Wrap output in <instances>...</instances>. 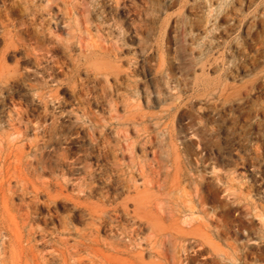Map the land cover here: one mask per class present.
Returning a JSON list of instances; mask_svg holds the SVG:
<instances>
[{
  "label": "rangeland",
  "instance_id": "1",
  "mask_svg": "<svg viewBox=\"0 0 264 264\" xmlns=\"http://www.w3.org/2000/svg\"><path fill=\"white\" fill-rule=\"evenodd\" d=\"M0 9V264H264V0Z\"/></svg>",
  "mask_w": 264,
  "mask_h": 264
},
{
  "label": "bare ground",
  "instance_id": "2",
  "mask_svg": "<svg viewBox=\"0 0 264 264\" xmlns=\"http://www.w3.org/2000/svg\"><path fill=\"white\" fill-rule=\"evenodd\" d=\"M11 1H13V0H11ZM15 1H16V0H15ZM30 1H31V0H30ZM254 1H255V0H254ZM3 2H4V1H3ZM20 2H21V0H20ZM22 2H23V0H22ZM26 2H27V1H26ZM32 2H33V1H32ZM47 2H48V1H47ZM63 2H64V1H63ZM67 2H68V1H67ZM67 2H66V3H67ZM249 2H250V1H249ZM1 3H2V2H1ZM8 3H9V1H8ZM49 3H50V1H49ZM61 3H62V2H61ZM255 3H256V2H255ZM4 4H5V3H4ZM18 4H20V3H18ZM45 4H46V2H45ZM51 4H52V3H51ZM68 4H69V3H68ZM28 5H30V4H28ZM34 5H36V4H34ZM58 5H60V2H59ZM65 5H66V4H65ZM65 5H64V6H65ZM4 6H5V5H4ZM31 6H32V5H31ZM56 6H57V5H56ZM60 6H61V5H60ZM60 6H58V7L61 8ZM66 6H67V5H66ZM2 7H3V6H2ZM70 7H71V6H70ZM79 7H80V4H79ZM79 7H78V8H79ZM238 7H239V6H238ZM242 7H243V6H242ZM9 8H10V7H9ZM30 8H33V7H30ZM45 8H46V7H45ZM56 8H57V7H56ZM72 8H73V7H72ZM72 8H71V9H72ZM3 9H5V8H3ZM35 9H36V8H35ZM35 9H34V10H35ZM42 9H43V8H42ZM76 9H77V8H75V10H76ZM99 9H100V8H99ZM0 10H1V9H0ZM55 10H56V9H55ZM60 10H61V9H60ZM64 10H65V9H64ZM75 10H74V11H75ZM241 10H242V9H241ZM35 11H36V10H35ZM39 11H40V10H39ZM46 11H47V10H46ZM58 11H59V10H58ZM62 11H63V10H62ZM72 11H73V10H72ZM237 11H238V10H237ZM5 12H7V11H5ZM8 12L10 13L11 11H8ZM68 12H69V11H68ZM97 12H98V11H97ZM200 12H202V11H200ZM235 12H236V11H235ZM55 13H56V12H55ZM64 13H65V12H64ZM208 13H209V12H208ZM238 13H239V12H238ZM65 14H66V13H65ZM79 14H80V13H79ZM96 14H97V13H96ZM0 15H1V13H0ZM10 15H12V14H10ZM10 15H9V16H10ZM51 15H52V14H51ZM51 15H49V16H51ZM72 15H74V14H72ZM82 15H83V14H82ZM1 16H2V15H1ZM49 16H48V17H49ZM66 16H67V14H66ZM69 16H71V14H70ZM194 16H195V15H194ZM237 16H238V15H237ZM7 17H8V16H7ZM10 17H11V16H10ZM51 17H52V16H51ZM233 17H234V16H233ZM238 17H239V16H238ZM13 18H14V17H13ZM43 18H44V17H43ZM49 18H50V17H49ZM63 18H65V17H63ZM66 18H67V17H66ZM69 18H70V17H69ZM90 18H91V17H90ZM10 19H11V18H10ZM74 19H75V17H74ZM92 19H93V18H92ZM151 19H152V18H151ZM232 19H233V18H232ZM239 19H240V18H239ZM1 20H3V19H1ZM8 20H9V19H8ZM18 20H20V19L18 18ZM31 20H33V19H31ZM37 20H38V19H37ZM45 20H46V19H45ZM49 20H50V19H49ZM70 20H71V18H70ZM226 20H227V19H226ZM46 21H47V20H46ZM62 21H64V20H62ZM71 21H72V20H71ZM153 21H154V20H153ZM3 22H4V21H2L3 32H4V33H7V31L9 30L8 27H9L10 25H9L8 23H5V22L3 23ZM15 22H16V21H15ZM42 22H43V20H42ZM64 22H65V21H64ZM154 22H155V21H154ZM0 23H1V22H0ZM13 23H14V22H13ZM32 23H35V24H36V22H32ZM44 23H45V22H44ZM47 23H48V22H47ZM49 23H50V22H49ZM225 23H226V22H225ZM39 24H40V23H39ZM68 24H69V23H68ZM251 24H252V23H251ZM255 24H256V22H255ZM8 25H9V26H8ZM11 25H12V24H11ZM16 25H18V24L16 23ZM21 25H22V24H21ZM21 25H20V26H21ZM32 25H33V24H32ZM32 25H31V26H32ZM47 25H48V24H47ZM69 25H70V24H69ZM74 25H75V24H74ZM13 26H15V25L13 24ZM43 26H44V25H43ZM132 26H133V25H132ZM248 26H249V25H248ZM16 27H18V26H16ZM22 27H23V26H22ZM24 27H25V26H24ZM108 27H109V26H108ZM232 27H233V25H232ZM236 27H237V26H236ZM262 27H263V26H262ZM10 28H11V26H10ZM26 28H27V27H26ZM29 28H30V27H29ZM29 28H28V30H29ZM82 28H83V27H82ZM21 29H22V28H21ZM195 29H196V28H195ZM260 29H261V28H260ZM1 31H2V30H1ZM188 31H189V30H188ZM16 32H17V31H16ZM249 32H250V31H249ZM22 33H23V32H22ZM246 33H247V31H246ZM14 34H15V33H14ZM16 34H17V33H16ZM28 34H29V33H28ZM31 34H32V33H31ZM31 34H30V35H31ZM38 34H40V33L38 32ZM153 34H154V33H153ZM153 34H152V35H153ZM17 35H18V34H17ZM246 35H247V34H246ZM32 36H34V34H33ZM13 37H14V36H13ZM20 37H21V34H20ZM30 37H31V36H30ZM35 37H36V36H35ZM15 38H16V37H15ZM24 38H25V37H24ZM24 38H23V39H24ZM216 38H217V37H216ZM30 39H31V38H30ZM30 39H29V40H30ZM38 40H39V38H38ZM222 40H223V39H222ZM1 41H2V40H1ZM30 41H31V40H30ZM20 42H21V41H20ZM27 42H28V41H27ZM218 42H219V41H218ZM22 43H23V41H22ZM30 43H31V42H30ZM32 43H33V42H32ZM108 43H109V42H108ZM28 44H29V43H28ZM92 44H93V43H92ZM95 44H96V43H95ZM95 44H94V45H95ZM30 45H31V44H30ZM30 45H28V46H30ZM100 45H101V43H100ZM102 45H103V44H102ZM21 46H22V45H21ZM95 46H98V43H97V45H95ZM108 46H109V45H108ZM255 47H256V46H255ZM25 48H28V47L25 46ZM47 48H48V47H47ZM101 48H102V47H101ZM107 48H108V47H107V45H106V48H104V49H107ZM109 48H110V47H109ZM252 48H253V47H252ZM28 49H29V48H28ZM32 49H33V47H32ZM93 49H94V48H93ZM95 49H96V48H95ZM95 49H94V50H95ZM98 49H99V47H98ZM30 50H31V49H30ZM100 50H103V49H100ZM107 50H108V49H107ZM262 50H263V49H262ZM27 51H29V50H27ZM33 51H34V50H33ZM46 51H47V50H46ZM97 51H98V50H97ZM100 52H102V51H100ZM105 52H106V51H105ZM27 53H28V52H27ZM29 53H30V52H29ZM31 54H33V53H31ZM37 54H38V53H37ZM67 54H68V53H67ZM96 54H97V53H96ZM239 55H240V54H239ZM31 56H32V55H31ZM33 56H35V55H33ZM260 56H261V55H260ZM36 57H37V56H36ZM36 57H35V58H36ZM14 58H15V57H14ZM37 58H38V57H37ZM38 60H39V59H38ZM82 60H83V59H82ZM89 60H90V58H89ZM16 62H17V61H16ZM36 62H37V61H36ZM84 62H85V61H84ZM72 64H73V63H72ZM39 65H40V64H39ZM81 65H82V64H81ZM82 66H83V65H82ZM37 67H38V66H37ZM77 68H78V67H77ZM23 69H24V68H23ZM80 69H81V68H80ZM87 70H89V69H87ZM235 70H236V69H235ZM76 72H77V71H76ZM232 74H233V73H232ZM229 75H230V74H229ZM28 79H29V78H28ZM99 79H100V78H99ZM99 79H98V80H99ZM22 80H23V79H22ZM26 80H27V79H26ZM45 80H46V79H45ZM96 81H97V80H96ZM122 81H123V80H122ZM1 82H2V81H1ZM5 82H7V81H5ZM5 82H4V83H5ZM17 82H18V81H17ZM20 82H21V79H20ZM4 83H3V84H4ZM12 83H13V82H12ZM114 83H115V82H114ZM116 83H117V82H116ZM7 84H8V83H7ZM124 84H126V83H124ZM9 85H11V84H9ZM11 86H12V85H11ZM39 86H41V85H39ZM103 86H104V85H103ZM116 87H117V86H116ZM10 88H11V87H10ZM86 88H87V87H86ZM105 88H106V87H105ZM105 88H104V89H105ZM5 89H7V88H5ZM8 89H9V87H8ZM12 89H13V88H12ZM87 89H88V88H87ZM107 89H108V88H107ZM118 89H119V88H118ZM116 90H117V89H116ZM42 91H43V90H42ZM109 91H110V90H109ZM109 91H108L107 93H109ZM112 91H113V90H112ZM114 91H115V90H114ZM114 91H113V92H114ZM0 92H1V91H0ZM49 93H51V92H49ZM76 93H77V92H76ZM79 93H80V92H79ZM138 93H139V92H138ZM2 94H3V93H2ZM8 94H9V92H8ZM37 94H39V93L37 92ZM98 94H99V93H98ZM98 94H96V95H98ZM103 94H104V91H103ZM105 94H106V92H105ZM111 94H112V93H111ZM114 94H115V93H114ZM114 94H113V95H114ZM3 95H4V94H3ZM35 95H36V94H35ZM49 95H50V94H49ZM53 95H54V94H53ZM80 95H81V94H80ZM86 95H87V94H86ZM96 95H95V98L97 97ZM109 95H110V94H109ZM138 95H139V94H138ZM138 95H136V100H137V98H138ZM47 96H48V95H47ZM5 97H7V96H5ZM98 97L103 98V96L101 97V96H99V95H98ZM50 98H51V97H50ZM50 98H49V99H50ZM105 98H106V96H105ZM105 98H104V99H105ZM107 98H108V96H107ZM9 99H10V98H9ZM98 99H99V98H98ZM1 100H2V99H1ZM35 100H36V99H35ZM82 100H83V99H82ZM85 100H86V99H85ZM87 100H88V99H87ZM89 100H90V99H89ZM101 100H102V99H101ZM83 101H84V100H83ZM94 101H95V100H94ZM96 101H98V100H96ZM3 102H4V101H3ZM76 102H77V101H76ZM85 102H86V101H85ZM88 102H89L88 104H90V101H88ZM117 102H118V101H117ZM119 102H120V101H119ZM1 103H2V102H1ZM100 103H101V102H100ZM138 103H139V102H138ZM2 104H3V103H2ZM15 104H16V103H15ZM84 104H85V103H84ZM88 104H87V105H88ZM135 104H136V103H135ZM137 105H138V104H137ZM80 106H81V105H80ZM15 107H16V105H15ZM86 107H87V106H86ZM128 107H129V106H128ZM9 108H10V106H9ZM16 108H17V107H16ZM16 108H15V109H16ZM117 108H118V107H117ZM12 109H13V108H12ZM17 109H18V108H17ZM76 109H77V108H76ZM8 110H9V109H8ZM88 110H89V109H88ZM124 110H125V109H124ZM126 110H127V109H126ZM132 110H133V109H132ZM132 110H131V111H132ZM15 111H16V110H15ZM18 111H19V109H18ZM73 111H74V110H73ZM76 111H77V110H76ZM127 111H128V110H127ZM10 112H11V108H10ZM24 112H25V111H24ZM12 113H13V112H12ZM16 113H17V111H16ZM18 113H19V112H18ZM18 113H17V114H18ZM0 114H1V113H0ZM26 114H27V113H26ZM26 114H25V115H26ZM1 115H2V114H1ZM11 115L13 116V114H11ZM14 115H15V114H14ZM21 115H24V114L21 113ZM21 115L19 114L18 116H21ZM169 115H170V114H169ZM169 115H168V116H169ZM18 116H17V117H18ZM15 117H16V116H15ZM23 117H24V116H23ZM28 117H29V116H28ZM24 118H26V117H24ZM53 118H54V117H53ZM77 118H78V117H77ZM9 119H10V118H9ZM17 119H18V118H17ZM30 119H31V118H30ZM84 119H85V118H84ZM10 120H11V119H10ZM22 120H23V118H22ZM28 120H29V119H28ZM39 120H40V119H39ZM52 120H53V119H52ZM82 120H83V119H82ZM3 121H4V120H3ZM13 121H14V120H13ZM13 121H12V122H13ZM25 121H26V120H25ZM47 121H48V120H47ZM112 121H113V120H112ZM8 122H9V121H8ZM26 122H27V121H26ZM30 122L32 123V122H33V119H32V121H30ZM30 122H28V123H30ZM40 122H41V121H40ZM9 123H10V122H9ZM22 123H23V122H22ZM24 123H25V122H24ZM49 123H50V122H49ZM115 123H116V122H115ZM115 123H114V124H115ZM16 124H17V122H16ZM43 124H45V123H43ZM46 124H47V123H46ZM46 124H45V125H46ZM96 124H97V123H96ZM28 125H30V124H28ZM32 125H33V124H32ZM136 125H137V124H136ZM10 126H11V125H10ZM42 126H43V125H41V127H42ZM25 127H26V126H25ZM27 127H28V126H27ZM44 127H45V126H44ZM28 128H29V127H28ZM28 128H27V131L29 130ZM50 128H51V127H50ZM13 129H14V128H13ZM20 129H21V128H20ZM35 129H36V128H35ZM54 129H55V128H54ZM58 129H59V128H58ZM145 129H147V128H145ZM51 130L53 131V129H51ZM48 131H50V130H48ZM57 131H58V130H57ZM150 131H152V130H150ZM41 132H42V130L40 131V133H41ZM33 133H34V132H33ZM40 133H39V134H40ZM49 133H50V132H49ZM49 133H48V134H49ZM124 133H125V132H124ZM27 134H28V133H27ZM95 134H96V132H95ZM35 135H36V134H35ZM41 135H42V134H41ZM41 135H40V136H41ZM44 135H45V134H44ZM38 136H39V135H38ZM38 136H37V137H38ZM91 136H92V135H91ZM93 136H94V135H93ZM126 136H127V135H126ZM10 137H11V136H10ZM48 137H49V136H48ZM48 137H47V139H48ZM148 137H149V136H148ZM19 138H20V137H19ZM33 138H35V137H33ZM40 138H41V137H40ZM40 138H38V139H40ZM102 138H103V137H102ZM21 139H22V138H21ZM49 139H51V138L49 137ZM92 139H93V138H92ZM124 139H125V138H124ZM129 139H130V138H129ZM22 140H23V139H22ZM26 140H27V139H26ZM29 140H31V139H29ZM11 141H12V140H11ZM11 141H10V142H11ZM13 141H14V140H13ZM116 141H117V140H116ZM50 143H51V142H50ZM135 143H136V142H135ZM18 144H19V143H18ZM31 144H32V142H31ZM41 144H42V143H41ZM104 144H105V143H104ZM122 144H123V143H122ZM23 145H25V144H23ZM40 146H41V145H40ZM40 146H39V147H40ZM44 146H45V145H44ZM20 147H21V146H20ZM35 147H36V146H35ZM35 147H34V148H35ZM42 147H43V146H42ZM132 147H133V146H132ZM132 147H131V149H132ZM14 148H15V146H14ZM17 148H19V147H17ZM152 148H153V146H152ZM10 149H11V148H10ZM23 149H24V148H23ZM107 149L110 150V149H112V148L109 147V148H107ZM133 149H134V148H133ZM137 149H138V147H137ZM148 149H149V148H148ZM24 150H25V149H24ZM140 150H141V149H140ZM142 150H143V149H142ZM150 150H151V149H150ZM32 151H33V150H32ZM36 151H38V150H36ZM134 151H135V150H134ZM143 151H144V150H143ZM143 151H142V152H143ZM25 152H26V151H25ZM112 152H113V150H112ZM117 152H118V150H117ZM149 152H150V151H149ZM29 153H30V152H29ZM140 153H141V152H140ZM27 154H28V153H27ZM27 154H26V155H27ZM115 154H116V153H115ZM115 154H114V155H115ZM141 154H142V153H141ZM149 154H150V153H149ZM26 155H25V156H26ZM28 155H31V154H28ZM32 155H33V154H32ZM32 155H31V156H32ZM58 155H59V154H58ZM61 155H62V154H61ZM64 155H65V153H63V156H64ZM114 155H113V156H114ZM142 155H143V154H142ZM33 156H34V155H33ZM36 156H37V155H36ZM45 156H46V155H45ZM49 156H50V155H49ZM59 156H60V155H59ZM145 156H146V155H145ZM39 157H42V155L40 156V154H39ZM39 157H38V158H39ZM56 157H57V156H56ZM44 158H45V157H44ZM32 159H33V158H32ZM41 159H43V158H41ZM57 159H58V158H57ZM59 159H60V158H59ZM61 159H62V158H61ZM113 159H115V158L113 157ZM125 159H126V158H125ZM195 159H196V158H195ZM43 160H44V159H43ZM75 160H77V158H76ZM75 160H73V161H75ZM78 160H79V159H78ZM117 160H118V159H117ZM127 160H128V159H127ZM36 161H37V160H36ZM186 161H187V160H186ZM195 161H197V160H195ZM23 162H24V161H23ZM23 162H22V163H23ZM38 162H39V161H38ZM116 162H117V161H116ZM121 162H122V161H121ZM123 162H124V161H123ZM31 163H32V162H31ZM41 163H42V162H41ZM41 163H40V164H41ZM45 163H46V162H45ZM207 163H208V162H207ZM38 164H39V163H38ZM38 164H37V165H38ZM125 164H126V163H125ZM22 165H23V164H22ZM120 165H121V164H120ZM134 165H135V164H134ZM170 165H171V164H170ZM200 165H201V164H200ZM209 165H210V164H209ZM46 166H47V165H46ZM136 166H137V165H136ZM184 166H185V165H184ZM187 166H188V165H187ZM38 167H40V166H38ZM47 167H48V166H47ZM49 167H50V166H49ZM49 167H48V168H49ZM119 167H120V166H119ZM193 167H194V166H193ZM32 168H33V167H32ZM41 168H42V166H41ZM127 168H128V167H127ZM129 168H130V167H129ZM136 168H137V167H136ZM209 168H210V167H209ZM18 169H19V168H18ZM39 169H40V168H39ZM39 169H38V171H39ZM49 169H50V168H49ZM186 169H187V168H186ZM10 170H11V169H10ZM13 170H14V169H13ZM43 170H44V169H43ZM54 170H55V169H54ZM168 170H169V169H168ZM20 171H21V169H20ZM30 171H32V170H30ZM118 171H119V170H118ZM124 171H125V170H124ZM124 171H122V172H124ZM129 171H130V170H129ZM132 171H133V170H132ZM183 171H184V170H183ZM205 171H206V170H205ZM36 172H37V171H36ZM39 172H40V171H39ZM44 172H45V171H44ZM51 172H52V171H51ZM84 172H86V171H84ZM89 172L91 173V171H89ZM134 172H135V171H134ZM191 172H192V171H191ZM206 172H207V171H206ZM216 172H217V171H216ZM218 172H219V171H218ZM8 173H9V172H8ZM34 173H35V172H34ZM42 173H43V172H42ZM45 173H46V172H45ZM124 173H125V172H124ZM138 173H140V172L138 171ZM141 173H142V170H141ZM16 174H17V172H16ZM20 174H21V173H20ZM31 174H32V173H31ZM37 174H38V173H37ZM120 174H121V173H120ZM186 174H187V173H186ZM207 174H208V173H207ZM17 175H18V174H17ZM17 175H16V176H17ZM35 175H36V173H35ZM40 175H41V174H40ZM137 175H138V174H137ZM139 175H140V174H139ZM144 175H145V174H144ZM188 175H189V174H188ZM188 175H187V176H188ZM191 175H192V174H191ZM195 175H196V172H195ZM205 175H206V174H205ZM225 175H226V174H225ZM25 176H26V175H25ZM28 176H29V175H28ZM33 176H34V174H33ZM122 176H123V175H122ZM129 176H130V175H129ZM131 176H132V175H131ZM154 176H155V174H154ZM189 176H190V175H189ZM193 176H194V174H193ZM196 176H197V175H196ZM202 176H203V175H202ZM13 177H14V176H13ZM19 177H21V176H19ZM34 177H35V176H34ZM41 177H42V176H41ZM52 177H53V176H52ZM126 177H127V176H126ZM175 177H176V176H175ZM197 177H198V176H197ZM197 177H196V178H197ZM5 178H7V176H5ZM16 178H17V177H16ZM23 178H24V177H22V179H23ZM28 178H29V177H28ZM132 178H133V177H132ZM140 178H141V177H140ZM182 178H183V176H182ZM187 178H188V177H187ZM191 178H192V177H191ZM220 178H221V177H220ZM3 179H4V178H3ZM9 179H10V178H9ZM18 179L21 180L20 178H17V180H18ZM31 179H33V178H31ZM46 179H48V178H46ZM50 179H51V178H50ZM145 179H147V178H145ZM145 179H144V180H145ZM185 179H186V178H185ZM192 179H193V178H192ZM194 179H195V178H194ZM17 180H16V181H17ZM125 180H126V179H125ZM130 180H131V177H129V181H130ZM136 180H137V179H136ZM136 180H135V181H136ZM188 180H189V178H188ZM197 180H200V179H197ZM25 181H26V179H25ZM27 181H28V180H27ZM53 181H54V180H53ZM126 181H128V179H127ZM147 181H150V180L147 179ZM180 181H181V180H180ZM190 181H191V180H190ZM18 182H19V181H18ZM22 182H23V181H22ZM33 182H34V181H33ZM54 182H56V181H54ZM57 182L61 183L62 180H61V182H60V180L57 181ZM82 182H83V181H82ZM122 182H123L122 184H123V186H124V185H125L124 180H123ZM141 182H142V181H141ZM141 182L139 181L138 183L140 184ZM26 183H27V182H26ZM30 183H31V182H30ZM46 183H47V182H46ZM46 183H44V184H46ZM48 183H49V182H48ZM52 183H53V182H52ZM132 183H133V181H132ZM138 183H136V184H138ZM186 183H187V182H186ZM190 183H191V182H190ZM200 183H202V182L200 181ZM33 184H34V183H33ZM35 184H36V183H35ZM39 184H41V183H39ZM49 184H50V183H49ZM49 184H47V185H49ZM83 184H85V183H83ZM127 184H128V183L126 182V185H125L124 187L127 188ZM130 184H131V182H130ZM136 184H133L132 187L136 188ZM155 184H156V183H155ZM203 184H204V183H203ZM24 185H25V184H24ZM29 185H30V184H28V186H29ZM51 185H53V184H51ZM54 185H55V183H54ZM76 185H77V184H76ZM128 185H129V184H128ZM182 185H183V184H182ZM190 185H191V184H190ZM200 185H202V184H200ZM226 185H227V184H226ZM37 186H38V184H37ZM57 186H58V185H57ZM78 186H79V183H78ZM78 186H77V187H78ZM80 186H81V185H80ZM119 186H120V185H119ZM154 186H156V185H154ZM198 186H199V183H198ZM42 187H44V186H42ZM64 187H65V186H64ZM87 187H88V186H87ZM129 187H131V185H129ZM129 187H128V188H129ZM141 187H142V186H141ZM1 188H2V187H1ZM17 188H18V187H17ZM31 188H32V186H31ZM38 188H39V187H38ZM59 188H60V187H59ZM79 188H80V187H79ZM81 188H82V186H81ZM119 188H120V187H119ZM134 188H133V189H134ZM142 188H143V187H142ZM152 188H153V187H152ZM178 188H179V187H178ZM198 188H199V187H198ZM201 188H202V187H201ZM39 189H40V188H39ZM55 189H57V188H55ZM60 189H61V188H60ZM179 189H180V188H179ZM193 189H194V188H193ZM34 190H35V189H34ZM50 190H51V189H50ZM50 190H49V191H50ZM64 190H65V189H64ZM81 190H82V189H81ZM122 190H123V189H122ZM122 190H121V191H122ZM181 190H182V189H181ZM194 190H195V189H194ZM11 191H12V190H11ZM36 191H37V190H36ZM39 191H40V190H39ZM79 191H80V189H79ZM82 191H83V190H82ZM121 191H120V192H121ZM123 191H124V190H123ZM123 191H122V193H123ZM208 191H209V190H208ZM31 192H33V191H31ZM120 192H119V194H120ZM125 192H126V190H125ZM166 192H168V191H166ZM166 192H165V193H166ZM174 192H175V191H174ZM174 192H173V194H174V196H175V193H176V192H175V193H174ZM40 193H41V192H40ZM48 193H49V192H48ZM48 193H47V195H48ZM108 193H109V192H108ZM117 193H118V192H117ZM168 193H169V192H168ZM171 193H172V192H171ZM171 193H170V194H171ZM179 193H180V192H179ZM179 193H178V194H179ZM190 193H193V191L190 192ZM166 194H167V193H166ZM170 194H169V195H170ZM198 194H199V193H198ZM200 194H201V193H200ZM51 195H52V194H51ZM78 195H80V194H78ZM78 195H77V196H78ZM82 195L84 196V194H82ZM117 195H118V194H117ZM35 196H36V195H35ZM48 196H49V195H48ZM71 196H72V195H71ZM73 196H74V195H73ZM85 196H86V195H85ZM101 196H102V194H101ZM107 196H108V195H107ZM112 196H113V195H112ZM195 196H196V195H195ZM7 197H8V196H7ZM61 197H62V196H61ZM102 197H103V196H102ZM108 197H109V196H108ZM115 197H116V196H115ZM166 197H168V196H166ZM193 197H194V196H193ZM200 197H202V196H200ZM73 198H74V197H73ZM78 198H79V197H78ZM83 198H86V197H83ZM87 198H88V196H87ZM87 198H86V199H87ZM110 198H111V197H110ZM110 198H109V199H110ZM181 198H182V197H181ZM29 199H30V198H29ZM102 199H103V198H102ZM172 199H173V197H172ZM174 199H175V198H174ZM174 199H173V200H174ZM178 199H179V198H178ZM183 199H185V198H183ZM190 199H191V198H190ZM193 199H194V198H193ZM52 200H53V198H52ZM114 200H115V199H114ZM173 200H172V201H173ZM175 200H176V199H175ZM194 200H195V199H194ZM207 200H208V199H207ZM30 201H31V200H30ZM49 201H51V200H49ZM82 201H83V200H82ZM99 201H100V200H99ZM105 201H106V200H105ZM163 201H164V200H163ZM32 202H33V201H32ZM73 202H74V201H73ZM77 202H78V201H77ZM86 202H87V200H86ZM100 202H101V201H100ZM106 202H107V201H106ZM114 202H115V201H114ZM157 202H158V201H157ZM157 202L154 203V204H157ZM168 202H169V200H168ZM200 202H201V201H200ZM29 203H30V202H29ZM152 203H153V202H152ZM47 204H48V203H47ZM49 204H50V203H49ZM114 204H115V203H114ZM146 204H147V203H146ZM199 204H200V203H199ZM202 204H203V203H202ZM73 205H75V202H74ZM83 205H84V204H83ZM83 205H82V206H83ZM130 205H131V204H130ZM150 205H151V204H150ZM168 205H169V203H168ZM168 205H167V206H168ZM3 206H4V205H3ZM3 206H2V207H3ZM82 206H81V207H82ZM156 206H157V207H160L159 205H155V207H156ZM171 206H174V205H172V203H171ZM201 206H202V205H201ZM201 206H200V207H201ZM28 207L30 208V206H28ZM78 207H79V206H78ZM107 207L111 208L112 206H111V207H110V206H107ZM117 207H119V206H117ZM120 207H121V206H120ZM174 207H176V206H174ZM19 208H20V207H19ZM172 208H173V207H172ZM31 209H32V208H31ZM76 209H77V208H76ZM117 209H119V208H117ZM174 209H175V208H174ZM177 209H178V208H177ZM19 210H20V209H19ZM89 210H90V209H89ZM121 210H122V209H121ZM159 210L161 211V207H160ZM175 210H176V209H175ZM199 210H200V209H199ZM206 210H207V209H206ZM37 211H38V210H37ZM115 211H116V210H115ZM172 211H173V210H172ZM172 211H171V212H172ZM27 212H28V211H27ZM117 212H119V211H117ZM117 212H116V213H117ZM120 212H121V211H120ZM120 212H119V213H120ZM173 212H175V211H173ZM203 212H204V211H203ZM49 213H50V212H49ZM68 213H69V212H68ZM87 213H88V212H87ZM98 213H99V212H98ZM134 213H135V211H134ZM161 213H163V211H162ZM167 213H168V211H167ZM89 214H90V211H89ZM102 214H104V213H102ZM168 214H169V213H168ZM48 215H50V214H48ZM93 215H95V214H93ZM107 215H109V214L106 213V216H107ZM116 215H117V214H116ZM121 215H123V214H121ZM95 216H96V215H95ZM104 216H105V215H104ZM163 216H164V215H163ZM168 216H169V215H168ZM15 217H16V216H15ZM92 217H93V216H92ZM98 217H101V216H98ZM102 217H103V216H102ZM205 217H206V216H205ZM48 218H49V217H48ZM96 218H97V216H96ZM107 218H108V217H107ZM126 218H127V217H126ZM31 219H32V218H31ZM99 219H100V218H99ZM101 219H102V218H101ZM109 219H111V218H109ZM115 219H116V218H115ZM115 219H114V220H115ZM51 220H52V219H51ZM103 220H105V218H104ZM111 220H112V219H111ZM111 220H109V221L112 222ZM213 220H217V219H213ZM225 220H226V218H225ZM100 221H101V220H100ZM120 221H121V220H120ZM218 221H219V224H220V221H222V220L220 219V220H218ZM67 222H68V221H67ZM101 222H102V221H101ZM118 222H119V221H118ZM127 222H128V221H127ZM136 222H138V220H137ZM223 222H224V221H223ZM223 222H222V223H223ZM227 222H228V221H227ZM68 223H70V221H69ZM102 223H103V222H102ZM116 223H117V222H116ZM229 223H230V222H229ZM110 224H111V223H110ZM114 224H115V223H114ZM119 224H120V222H119ZM121 224H122V223H121ZM217 224H218V223H217ZM30 225H31V224H30ZM33 225H34V224H33ZM62 225H63V222H62ZM64 225H65V223H64ZM89 225H90V224H89ZM94 225H95V224H94ZM99 225H100V222H99ZM101 225H102V224H101ZM124 225H125V224H124ZM204 225H205V223H204ZM223 225H224V223H223ZM225 225H226V224H225ZM225 225H224V226H225ZM227 225H228V224H227ZM227 225H226V226H227ZM114 226H115V225H114ZM122 226H123V224H122ZM205 226H206V225H205ZM226 226H225V227H226ZM60 227H61V225H60ZM97 227H98V226H97ZM135 227H136V226H135ZM146 227H147V226H146ZM217 227H218V226H217ZM217 227H216V228H217ZM227 227H228V226H227ZM117 228H118V227H116V229H117ZM129 228H131V227H129ZM148 228H149V226H148ZM204 228H205V227H204ZM208 228H209V227H208ZM223 228H224V227H223ZM235 228H236V227H235ZM75 229H76V228H75ZM87 229H88V228H87ZM90 229H92V228H90ZM133 229H134V227H133ZM133 229H132V230H133ZM212 229H213V228H212ZM214 229H215V228H214ZM32 230H33V229H32ZM78 230H79V229H78ZM78 230H77V231H78ZM84 230H85V228H84ZM84 230H82V231H84ZM110 230H111V227H110ZM121 230H122V229H121ZM139 230H141V229H139ZM215 230H216V229H215ZM18 231H19V230H18ZM79 231H80V230H79ZM82 231H81V232H82ZM133 231H134V230H133ZM186 231H187V230H186ZM224 231H225V230H224ZM96 232H97V231H96ZM119 232H121V231H119ZM124 232H125V231H124ZM134 232H135V231H134ZM137 232H138V231H137ZM222 232H223V231H222ZM13 233H14V232H13ZM20 233H21V232H20ZM28 233H29V232H28ZM34 233H35V232H34ZM84 233H85V232H84ZM97 233H98V232H97ZM115 233H116V232H115ZM126 233H127V232H126ZM209 233H210V232H209ZM209 233H208V234H209ZM220 233H221V230H220ZM15 234H17V233H15ZM26 234H27V233H26ZM26 234H25V235H26ZM64 234H65V233H64ZM94 234H95V233H94ZM112 234H113V233H112ZM120 234H121V235H124V234H122V233H120ZM130 234H131V232H130ZM130 234H129V235H130ZM133 234H134V233H133ZM133 234H132V235H133ZM135 234L137 235L138 233H135ZM19 235H20V234H19ZM19 235H18V236H19ZM49 235H50V234H49ZM59 235H60V234H59ZM66 235H68V234H66ZM71 235H72V234H71ZM113 235H115V234H113ZM222 235H223V234H222ZM78 236H79V235H78ZM117 236H119V235H117ZM138 236H139V235H138ZM141 236H142V235H141ZM149 236H150V235H149ZM151 236H152V235H151ZM151 236H150V237H151ZM157 236H158V235H157ZM208 236H209V235H208ZM211 236H212V234L210 235V237H211ZM216 236H217V234H216ZM226 236L228 237V235H226ZM14 237H15V236H14ZM14 237H13V238H14ZM95 237H96V236H95ZM122 237H125V236H122ZM127 237H128V235H127ZM131 237H132V236H131ZM153 237H154V236H153ZM191 237H192V236H191ZM21 238H22V237H21ZM21 238L19 237V240H20ZM75 238H77V237H75ZM78 238H79V237H78ZM80 238H81V236H80ZM99 238H100V236H99ZM110 238H111V237H110ZM117 238H118V237H117ZM133 238H134V237H133ZM140 238H141V237H140ZM220 238H222V237H220ZM9 239H10V238H9ZM93 239H94V238H93ZM111 239H112V238H111ZM114 239H115V238H114ZM141 239H142V238H141ZM141 239H139V240L141 241ZM146 239H147V238H146ZM148 239H149V238H148ZM156 239H158V238H156ZM182 239H183V238H181V240H180L181 243H183V242H182ZM223 239H225V238H223ZM49 240H50V239H49ZM72 240H73V239H72ZM95 240H96V239H95ZM95 240H94V241H95ZM98 240H99V239H98ZM117 240H118V239H117ZM163 240H165V239H163ZM175 240H176V239H175ZM175 240H174V241H175ZM80 241H81V240H80ZM82 241H84V240H82ZM96 241H97V240H96ZM120 241H122V240H120ZM136 241H137V240H136V238H135V242H136ZM140 241H139V242H140ZM148 241H150V240H148ZM171 241H172V240H171ZM171 241H170V242H171ZM183 241H184V240H183ZM225 241H226V239H225ZM16 242H17V241H16ZM16 242H15V243H16ZM20 242H21V241H20ZM114 242H115V241H114ZM146 242H147V241H146ZM154 242H155V241H154ZM178 242H179V241H178ZM195 242H196V241H195ZM202 242H203V241H202ZM208 242H209V240H208ZM229 242H230V241H229ZM41 243H42V242H41ZM49 243H50V241H49ZM110 243H111V241H110ZM112 243H113V241H112ZM123 243H124V242H123ZM123 243H122V244H123ZM126 243H127V242H126ZM133 243H134V242H133ZM141 243H142V242H141ZM196 243H197V242H196ZM200 243H201V242H200ZM209 243H210V242H209ZM227 243H228V242H227ZM43 244H44V243H43ZM78 244H81V243H78ZM84 244H85V243H84ZM117 244H118V243H117ZM147 244H148V242H147ZM151 244H152V242H151ZM151 244H150V242H149V246H150ZM159 244H160V243H159ZM175 244H176V243H175ZM48 245H49V244H48ZM60 245H61V244H60ZM81 245H83V244H81ZM85 245H86V244H85ZM85 245H84V246H85ZM88 245H89V244H87L86 246H88ZM113 245H115V243H113ZM118 245H120V244H118ZM131 245H132V243H131ZM154 245H155V244H154ZM154 245H153V246H154ZM161 245H163V243H162ZM166 245H167V244H166ZM168 245L171 246V244H169V243H168ZM176 245H177V244H176ZM176 245H175V246H176ZM205 245H206V244H205ZM213 245H214V244H213ZM63 246H64V245H63ZM86 246H85V247H86ZM89 246H90V245H89ZM98 246H99V245H97V247H98ZM106 246H107V245H106ZM128 246H130V245L128 244ZM140 246H141V245H140ZM144 246H145V245H144ZM153 246H152V247H153ZM173 246H174V245H173V243H172V247H173ZM200 246H201V245H200ZM206 246H208V244H207ZM209 246H210V245H209ZM81 247H82V246H81ZM97 247H95V249H96ZM99 247H100V246H99ZM99 247H98V248H99ZM103 247H104V246H103ZM121 247H122V246H121ZM123 247H125V246H123ZM123 247H122V248H123ZM142 247H143V246H142ZM150 247H151V246H150ZM166 247H167V246H166ZM179 247H180V244H179ZM183 247H184V249H185V246H183ZM213 247H215V246H213ZM231 247H232V246H231ZM72 248H73V247H72ZM72 248H71V249H72ZM77 248H78V247H77ZM105 248L107 249V247H105ZM135 248H137V247H135ZM135 248H134V250H135ZM145 248H146V247H145ZM145 248H144V250H145ZM164 248H165V247H163V250H164ZM169 248H170V247H169ZM176 248H177L176 250H178V247H176ZM186 248H187V247H186ZM207 248H208V247H207ZM22 249H23V248H22ZM49 249H51V248H49ZM91 249H92V248H91ZM124 249H126V248H124ZM201 249H202V248H201ZM75 250H76V249H75ZM99 250H101V249L99 248ZM122 250H123V249H122ZM126 250H127V249H126ZM126 250H125V251H126ZM156 250H157V249H155V251H156ZM180 250H182V249H180ZM187 250H188V249H187ZM106 251H109V250H106ZM147 251H148V250H147ZM157 251H158V250H157ZM173 251H175V250H173ZM173 251H172V252H173ZM211 251H212V250H211ZM61 252H62V251H61ZM110 252H111V251H110ZM110 252H109V253H110ZM126 252H128V251H126ZM148 252H149V251H148ZM175 252H176V251H175ZM68 253H69V252H68ZM78 253H79V252H78ZM112 253H113V252H112ZM112 253H111V254H112ZM116 253H117V252H116ZM154 253H156V252H154ZM164 253H166V252L164 251ZM164 253H163V254H164ZM168 253H169V252H168ZM76 254H77V253H76ZM82 254H83V253H82ZM101 254H102V253H101ZM111 254H110V255H111ZM113 254H115V251H114ZM127 254H128V253H127ZM157 254H158V253H157ZM174 254H176V253L173 252V253H172V256H173ZM80 255H81V254H80ZM123 255H124V254H123ZM130 255H131V254H130ZM151 255H152V254H151ZM153 255H154V254H153ZM159 255H160V254H159ZM176 255H177V254H176ZM176 255H174V256H176ZM108 256H109V255H108ZM108 256H107V257H108ZM128 256H129V255H128ZM132 256H133V255H132ZM160 256H161V255H160ZM170 256H171V253H170ZM174 256H173V257H174ZM177 256H178V255H177ZM187 256H188V255H187ZM11 257H12V256H11ZM13 257H14V256H13ZM15 257H16V256H15ZM54 257H55V256H54ZM103 257H104V256H103ZM150 257H151V256H150ZM166 257H168V256H166ZM179 257H180V255L178 256V258H179ZM76 258H78V257H76ZM104 258H105V257H104ZM116 258H117V255H116ZM152 258H153V257H152ZM164 258H165V257H164ZM169 258H171V257H169ZM169 258H167V259H169ZM9 259H10V258H9ZM78 259H79V258H78ZM99 259H100V258H99ZM105 259H106V258H105ZM105 259H104V260H105ZM128 259H130V261H131V258L128 257ZM128 259H127V260H128ZM108 260H109V259H108ZM171 260H172V258H171ZM178 260H181V259H178ZM178 260H176V261H178ZM92 261H93V259H92ZM110 261H111V259H110ZM112 261H114V260H112ZM115 261H117V260H115ZM173 261H174V259H173ZM176 261H175V262H176ZM97 262H98V261H97ZM125 262H126V261H125ZM167 262H168V261H167ZM27 263H28V262H27ZM102 263H103V262H102ZM111 263H112V262H111ZM118 263H119V262H118ZM133 263H134V260H133ZM133 263H132V264H133ZM137 263H138V262H137ZM157 263H158V262H157ZM176 263H177V262H176ZM106 264H107V263H106ZM120 264H121V263H120ZM129 264H130V262H129ZM135 264H136V263H135ZM140 264H141V263H140ZM159 264H160V263H159ZM161 264H163V263L161 262ZM166 264H167V263H166ZM174 264H175V263H174ZM181 264H182V263H181Z\"/></svg>",
  "mask_w": 264,
  "mask_h": 264
}]
</instances>
